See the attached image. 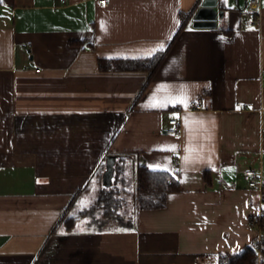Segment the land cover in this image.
I'll use <instances>...</instances> for the list:
<instances>
[{
	"label": "crops",
	"instance_id": "1",
	"mask_svg": "<svg viewBox=\"0 0 264 264\" xmlns=\"http://www.w3.org/2000/svg\"><path fill=\"white\" fill-rule=\"evenodd\" d=\"M199 1L0 6V264H217L256 241L259 192L243 174L257 170L264 185V5L251 26L231 0L215 28L192 19L135 104L148 74L98 66L164 49ZM200 94L208 109L191 110ZM173 117L179 138L166 132ZM121 154H134L133 177L142 164L175 174L180 189L163 208H133V228L85 219L51 234L98 166Z\"/></svg>",
	"mask_w": 264,
	"mask_h": 264
},
{
	"label": "trees",
	"instance_id": "2",
	"mask_svg": "<svg viewBox=\"0 0 264 264\" xmlns=\"http://www.w3.org/2000/svg\"><path fill=\"white\" fill-rule=\"evenodd\" d=\"M218 1L219 8L225 11L227 9L225 0ZM4 3L11 4L13 0H0V6ZM199 4L200 1L189 11L181 12L180 26L174 37L164 49L157 51L152 56L134 59H99L98 66L102 71H144L148 74L140 92L134 99V104L146 91L148 84L166 58L179 34L190 24ZM222 30L226 34L231 32L229 29L222 28ZM72 43L83 45V42L80 43L79 40L72 41ZM131 155L134 154L117 155L112 184L109 187L103 185L106 162H102L85 188L74 194L50 233L53 234L60 230L73 232L85 219H89L98 228L118 226L133 228L135 223V218L132 214L133 208L150 210L165 207L169 193L180 189L177 176L165 170L150 169L145 165L138 164L134 171L133 185L129 187L126 183L125 171L127 166L125 162ZM204 178L207 184L211 183L209 172L206 171L204 173ZM92 183L97 186V196L88 205L75 210L79 200L92 189ZM129 197H132L133 200L129 201ZM262 199L264 203V185L262 187ZM125 209L130 211L125 213ZM251 225L257 227L263 234L259 248L256 249L254 243H252L235 253H218L217 264H264V205L263 217L257 221L252 219Z\"/></svg>",
	"mask_w": 264,
	"mask_h": 264
},
{
	"label": "built area",
	"instance_id": "3",
	"mask_svg": "<svg viewBox=\"0 0 264 264\" xmlns=\"http://www.w3.org/2000/svg\"><path fill=\"white\" fill-rule=\"evenodd\" d=\"M62 4H66L67 0H60ZM101 8H107L109 6L110 0H98ZM231 4L234 9L238 11H247L249 14V19L245 21L246 26L256 25L260 21V10L264 5V0H231ZM39 71V70H37ZM191 110L196 111H205L207 107V97L204 94L198 95L193 99L188 106ZM168 128L166 132L172 136L179 138L181 136V122L178 118H170L168 120ZM178 162V158L175 159V163ZM243 178L247 181L249 187L258 189L259 192V205L261 207L260 214L254 219L257 221L263 217V199H262V184L260 182V173L253 169L249 168L245 170ZM257 228V227H256ZM262 232L260 231L259 237L254 242L255 248L258 249L262 239Z\"/></svg>",
	"mask_w": 264,
	"mask_h": 264
},
{
	"label": "water",
	"instance_id": "4",
	"mask_svg": "<svg viewBox=\"0 0 264 264\" xmlns=\"http://www.w3.org/2000/svg\"><path fill=\"white\" fill-rule=\"evenodd\" d=\"M224 10L219 8L218 0H202L193 15V26L196 28H215L218 18L224 17ZM115 156L107 159L106 170L103 174V185L111 186L114 175Z\"/></svg>",
	"mask_w": 264,
	"mask_h": 264
},
{
	"label": "rangeland",
	"instance_id": "5",
	"mask_svg": "<svg viewBox=\"0 0 264 264\" xmlns=\"http://www.w3.org/2000/svg\"><path fill=\"white\" fill-rule=\"evenodd\" d=\"M226 2H230V0H226ZM125 175H126V183L127 185L130 187L133 185V171L132 168L130 167V165L127 166L126 171H125ZM93 187L92 189L86 193L77 203V206L75 207V210L80 209V207L88 205L96 196H97V186L95 183H92ZM129 201H132V197L128 198ZM130 210L129 209H125V213H128Z\"/></svg>",
	"mask_w": 264,
	"mask_h": 264
},
{
	"label": "snow or ice",
	"instance_id": "6",
	"mask_svg": "<svg viewBox=\"0 0 264 264\" xmlns=\"http://www.w3.org/2000/svg\"><path fill=\"white\" fill-rule=\"evenodd\" d=\"M225 2H226V0H225ZM162 48H163V45H160V49H162ZM157 50H159V49H153L152 51H157ZM169 102H171V101H169ZM178 102H181V103H185L186 104L187 98L186 97L179 98V101Z\"/></svg>",
	"mask_w": 264,
	"mask_h": 264
}]
</instances>
